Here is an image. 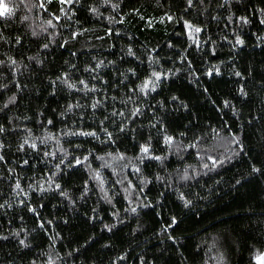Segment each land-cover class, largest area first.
<instances>
[{
	"label": "trees",
	"instance_id": "trees-1",
	"mask_svg": "<svg viewBox=\"0 0 264 264\" xmlns=\"http://www.w3.org/2000/svg\"><path fill=\"white\" fill-rule=\"evenodd\" d=\"M10 7L0 17V264H257L264 0ZM153 72L161 79L145 94Z\"/></svg>",
	"mask_w": 264,
	"mask_h": 264
},
{
	"label": "snow or ice",
	"instance_id": "snow-or-ice-1",
	"mask_svg": "<svg viewBox=\"0 0 264 264\" xmlns=\"http://www.w3.org/2000/svg\"><path fill=\"white\" fill-rule=\"evenodd\" d=\"M62 2H67V0H62ZM191 2H192V0H189V5H191ZM227 2H228V0H225V3H227ZM10 4H11V0H0V17H11L13 15V9L10 7ZM93 11H95V10H93ZM239 19H240V22L243 23V24H247L249 22L247 20V18H244V17H241ZM261 23H264V20H262ZM49 24L51 25V21H49ZM186 27L193 28L194 26L191 25L190 23H187L186 22ZM194 31L198 33V32L201 31V29L199 27H195L194 28ZM236 44L237 45H242L243 44V40L237 38ZM45 47H47V45H45ZM130 54H131V51H130ZM30 59H35V58L33 57V58H30ZM0 63H2V62H0ZM11 63L13 65H15L16 64V61L15 60H12ZM97 67H99V65H97ZM217 74H219L218 70H217ZM208 75L211 76L212 73L209 72ZM236 75L237 76H241V73L237 72ZM152 76L155 78V80H152V79L146 80L140 86V91L141 92L147 94L148 92L155 91L156 82H158L161 79V77H160V74L159 73H156V72H153L152 73ZM63 82L65 84H67V86L69 88L74 87L73 85L68 84V82H67L66 79ZM80 83L81 84H84V81H80ZM85 88H87V85H85ZM91 90L94 91L95 89H91ZM240 93H241V95H246V93H244V91H243V88L240 89ZM10 102H15V97H12L10 99ZM97 103H99V102H97ZM224 103H225V107H229L230 106L228 101H225ZM5 106H7V105H5ZM95 106L96 105H93V107H95ZM49 123H51V121H49ZM3 131H4L3 127L0 126V132H3ZM79 134H81V135H93V136L96 135L95 133H79ZM110 136H111V134H109V137ZM165 141H166V143L171 144L172 141H173V138L171 136H166L165 137ZM27 143H28V141L25 140L24 141V144H27ZM237 143H239V141H237ZM24 144H21L20 145V149L21 150L23 149ZM30 146L33 149L36 148V144L35 143H32ZM0 147H2V145H0ZM141 150H142L143 153L148 154L149 153V146H142V149ZM154 158L155 159H160V157H154ZM0 160H3V156H0ZM25 163H27V161H25ZM77 163H80V161H77ZM253 171H257L258 172L259 169L253 168ZM185 178H187V177H185ZM59 187H60V185L57 184L56 185V188H59ZM15 188L22 191L21 186H20V184H19L18 181H17V183L15 185ZM62 195H65L67 197V193H62ZM188 203H190V202L185 201V206H187ZM0 207H3V205H0ZM29 211H33L34 212L35 209L29 208ZM132 211H135V209H133ZM175 224H176V220H175V218H173L172 224L170 226H174ZM41 227H43V225H41ZM165 231H167V229H165ZM17 235H18V233H17ZM0 239H7V237H0ZM20 244L21 245H25V241L24 240H20ZM25 246H27V245H25ZM256 259H257V264H262V262H264V253L259 254L256 257Z\"/></svg>",
	"mask_w": 264,
	"mask_h": 264
},
{
	"label": "rangeland",
	"instance_id": "rangeland-1",
	"mask_svg": "<svg viewBox=\"0 0 264 264\" xmlns=\"http://www.w3.org/2000/svg\"><path fill=\"white\" fill-rule=\"evenodd\" d=\"M61 1H62V0H61ZM262 253H264V251H263ZM257 256H258V255H256L255 258H254L256 263H257V259H256ZM262 264H264V262H262Z\"/></svg>",
	"mask_w": 264,
	"mask_h": 264
}]
</instances>
